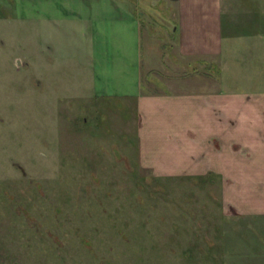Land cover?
Returning a JSON list of instances; mask_svg holds the SVG:
<instances>
[{"label":"rangeland","instance_id":"1","mask_svg":"<svg viewBox=\"0 0 264 264\" xmlns=\"http://www.w3.org/2000/svg\"><path fill=\"white\" fill-rule=\"evenodd\" d=\"M95 1L0 0V264H264V217L225 208L220 178L139 163L126 93L199 92L217 61L180 57L167 14L145 10L124 48L120 3ZM222 20L219 67L254 85L264 0H222Z\"/></svg>","mask_w":264,"mask_h":264},{"label":"crops","instance_id":"2","mask_svg":"<svg viewBox=\"0 0 264 264\" xmlns=\"http://www.w3.org/2000/svg\"><path fill=\"white\" fill-rule=\"evenodd\" d=\"M149 1L159 8L146 6V0L95 3H120L121 33L130 36L124 48L130 42L136 53L144 27L141 10L154 19L166 13L169 23L162 25L169 28L180 57L216 60L217 74L196 93L172 92L154 79L150 82L159 85L158 91L126 93L136 104L139 163L157 179L218 177L225 208L232 206L240 216L264 217V76L254 75L252 85L243 70L223 75L217 60L225 54L222 0ZM162 3L168 6L159 12ZM140 73L136 84L141 85ZM229 83L233 87H226Z\"/></svg>","mask_w":264,"mask_h":264}]
</instances>
